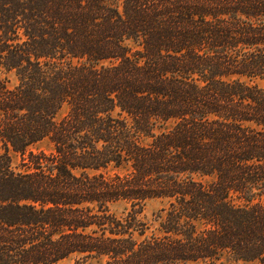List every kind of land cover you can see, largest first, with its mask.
I'll list each match as a JSON object with an SVG mask.
<instances>
[{"label": "trees", "instance_id": "obj_1", "mask_svg": "<svg viewBox=\"0 0 264 264\" xmlns=\"http://www.w3.org/2000/svg\"><path fill=\"white\" fill-rule=\"evenodd\" d=\"M72 254L264 264V0H0V264Z\"/></svg>", "mask_w": 264, "mask_h": 264}, {"label": "rangeland", "instance_id": "obj_2", "mask_svg": "<svg viewBox=\"0 0 264 264\" xmlns=\"http://www.w3.org/2000/svg\"><path fill=\"white\" fill-rule=\"evenodd\" d=\"M6 77V84L9 87H12L16 84V77L13 72H9L1 77ZM65 111L63 108L60 111L62 114ZM35 153L44 152L49 153L52 150L51 142L45 138L29 147ZM21 156L17 153H11V166L15 170H23L24 167L21 165L22 160ZM202 182L207 183L208 178H199ZM166 207V202L162 199H149L147 200L143 207L142 211L139 214V218L146 223L147 229L146 234L156 232L159 224L160 210ZM111 211L117 216H124L126 212L130 209V204L124 201H119L111 204ZM52 264H105L104 258H92V259H83L80 255L72 254L67 256L64 259H61Z\"/></svg>", "mask_w": 264, "mask_h": 264}]
</instances>
